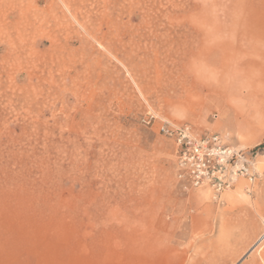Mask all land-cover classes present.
<instances>
[{
  "label": "rangeland",
  "instance_id": "obj_1",
  "mask_svg": "<svg viewBox=\"0 0 264 264\" xmlns=\"http://www.w3.org/2000/svg\"><path fill=\"white\" fill-rule=\"evenodd\" d=\"M227 1L0 0V264H264V107L189 69ZM165 122L253 177L192 187Z\"/></svg>",
  "mask_w": 264,
  "mask_h": 264
},
{
  "label": "bare ground",
  "instance_id": "obj_2",
  "mask_svg": "<svg viewBox=\"0 0 264 264\" xmlns=\"http://www.w3.org/2000/svg\"><path fill=\"white\" fill-rule=\"evenodd\" d=\"M208 50L209 58L189 68L201 87L226 97L245 90L255 107H264V0H228Z\"/></svg>",
  "mask_w": 264,
  "mask_h": 264
},
{
  "label": "built area",
  "instance_id": "obj_3",
  "mask_svg": "<svg viewBox=\"0 0 264 264\" xmlns=\"http://www.w3.org/2000/svg\"><path fill=\"white\" fill-rule=\"evenodd\" d=\"M160 131L174 140L182 176L194 188L209 187L220 198L239 175L253 177L244 152L225 143L216 132L198 131L190 123L166 122Z\"/></svg>",
  "mask_w": 264,
  "mask_h": 264
}]
</instances>
